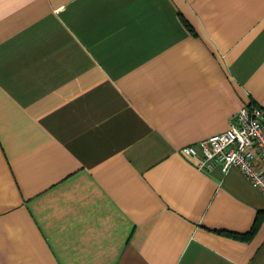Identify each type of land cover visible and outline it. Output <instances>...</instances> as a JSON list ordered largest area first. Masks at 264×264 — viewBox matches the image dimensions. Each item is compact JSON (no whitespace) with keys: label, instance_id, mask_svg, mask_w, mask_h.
<instances>
[{"label":"crops","instance_id":"0c3cea01","mask_svg":"<svg viewBox=\"0 0 264 264\" xmlns=\"http://www.w3.org/2000/svg\"><path fill=\"white\" fill-rule=\"evenodd\" d=\"M244 106L264 0H0V264H264V194L202 164Z\"/></svg>","mask_w":264,"mask_h":264},{"label":"built area","instance_id":"2783aa9c","mask_svg":"<svg viewBox=\"0 0 264 264\" xmlns=\"http://www.w3.org/2000/svg\"><path fill=\"white\" fill-rule=\"evenodd\" d=\"M202 164L219 165L223 172L238 168L264 194V110L244 106L232 118L228 129L200 142ZM183 157H196L193 146L181 148Z\"/></svg>","mask_w":264,"mask_h":264}]
</instances>
